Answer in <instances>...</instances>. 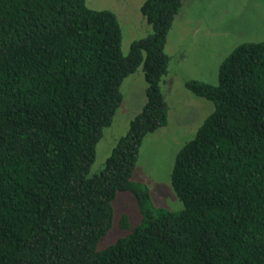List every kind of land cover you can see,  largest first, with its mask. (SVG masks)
I'll list each match as a JSON object with an SVG mask.
<instances>
[{"label": "trees", "instance_id": "obj_1", "mask_svg": "<svg viewBox=\"0 0 264 264\" xmlns=\"http://www.w3.org/2000/svg\"><path fill=\"white\" fill-rule=\"evenodd\" d=\"M183 1L144 0L150 32L123 55L108 9L0 0V264H264V41L234 47L216 84L183 82L213 110L174 156L182 208L154 205L132 179L143 138L167 124L165 45ZM139 67L145 102L90 175L120 85ZM121 192L135 222L113 212ZM112 225L128 232L98 249Z\"/></svg>", "mask_w": 264, "mask_h": 264}, {"label": "rangeland", "instance_id": "obj_2", "mask_svg": "<svg viewBox=\"0 0 264 264\" xmlns=\"http://www.w3.org/2000/svg\"><path fill=\"white\" fill-rule=\"evenodd\" d=\"M143 1L85 0V4L91 9H108L115 13L122 32L121 52L126 55L133 40L150 32L140 12ZM244 41H264V0L183 1L165 45L169 64L161 90L168 105L167 124L143 138L132 177L149 187L154 205L172 211L182 208L170 184L174 156L213 110L210 101L191 94L183 82L194 79L216 84L219 64ZM145 88L140 67L121 83V103L95 146L90 175L104 168L115 141L140 112L145 102ZM112 206L113 212L115 207L116 213L127 212L131 220L136 221V204L130 193H117ZM114 221L115 213L113 224ZM126 231L112 225L97 248L112 244L117 235H125Z\"/></svg>", "mask_w": 264, "mask_h": 264}]
</instances>
